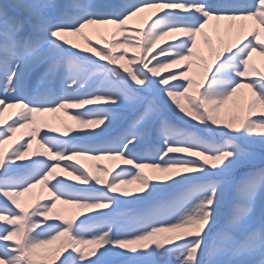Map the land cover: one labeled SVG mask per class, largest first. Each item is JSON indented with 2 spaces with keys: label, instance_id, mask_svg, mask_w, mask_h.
<instances>
[{
  "label": "snow or ice",
  "instance_id": "6c2138e0",
  "mask_svg": "<svg viewBox=\"0 0 264 264\" xmlns=\"http://www.w3.org/2000/svg\"><path fill=\"white\" fill-rule=\"evenodd\" d=\"M250 20L264 28V0L0 3V116L17 109L0 120V264H264V222H249L264 214V71L251 62L264 41ZM107 26L110 38L89 34ZM60 110L78 127L41 131L37 114Z\"/></svg>",
  "mask_w": 264,
  "mask_h": 264
},
{
  "label": "rangeland",
  "instance_id": "374dc122",
  "mask_svg": "<svg viewBox=\"0 0 264 264\" xmlns=\"http://www.w3.org/2000/svg\"><path fill=\"white\" fill-rule=\"evenodd\" d=\"M0 3H3V1L0 0ZM146 22H150V19L146 20L144 15H143V13H140V14H138L137 17L133 18V20L130 21V24L136 29H141V28H144L146 26ZM212 23L213 22H210V24L207 27L206 31H208L209 35L213 37V40L215 42V34H214L213 30H212ZM111 27L112 26L101 27L99 32H97V31H95L93 29H89L88 31H89V34L92 36V38L94 40L98 39L100 35H103V36H105L107 38H110ZM173 37L182 38L179 33H171L168 36L163 37L161 39V41L158 42V46H163V43H165V42H172ZM78 42L82 46H84L82 40H79ZM199 43H200V48H201V51L203 52V54L208 55L207 47L206 48L204 47L203 41L200 40ZM254 53L258 57H256L254 55ZM254 53L252 54L251 62L255 65L256 68L261 69V71H264V55H262L259 50H257ZM129 54H131V49L129 50ZM169 70H173L174 71L175 67L174 66H170L168 69H162L161 70V74L163 75ZM210 74H211V72H209V75ZM244 91H246V90H244ZM230 108H231V102H229V104L226 105V106H222L221 107L222 114H226L227 112H229ZM261 112H264V107L258 106L256 108V110H255V114L259 115ZM37 117H38V124H39V127H40L41 131H48L49 129H53V128H57V129H60L61 131H63V126L65 124H70L73 128H77L78 127L76 122L74 120H71L70 116L66 115L65 113H64V115L60 114L59 118L56 119L53 123L47 121V117L48 116H46V114L38 113ZM2 126L3 125L0 124V127H2ZM27 127L29 129H32L33 126L31 124H29ZM38 135H39V133H38ZM26 140H27V137L23 141H26ZM2 147L5 150V152H7L11 148L15 147V143H14L13 140H11V141L8 140V141L5 142V144ZM35 149H36V141H35V139H33L32 140V146H31V148L28 149V151L25 153V155L28 156V157H31L32 156V152ZM76 159H79L82 163H84L86 166H89V167H91V166H93L95 164H107L109 166V168H112L114 166L113 161H110L108 159H101V160H98V161L90 160V159L84 158V157H78ZM257 166H259V165H257ZM93 170H95V169H93ZM57 171H59V169ZM144 171L151 172L152 170L145 169ZM243 171L244 170L238 171L236 173V175L237 176L241 175ZM64 175L66 176L67 174H64ZM129 187H135V185H132V186H129ZM38 193H40L39 186H37V188L33 189L31 192L23 194V196L20 199L22 200V202L24 203V205L26 207H30L32 205L33 201H34L35 195L38 194ZM44 195H46V193H44ZM57 208H58V210H62L63 214L66 215V216L70 215L71 212L74 211V209H72L71 206H63V205L57 204ZM223 211L227 212L228 211L227 207H225L223 209ZM261 215H262V213L259 212V211L254 213L251 217H249V222L253 226H255L257 221H260L259 217ZM263 220H264V214H263ZM53 264H57V262H53Z\"/></svg>",
  "mask_w": 264,
  "mask_h": 264
},
{
  "label": "bare ground",
  "instance_id": "6f19581e",
  "mask_svg": "<svg viewBox=\"0 0 264 264\" xmlns=\"http://www.w3.org/2000/svg\"><path fill=\"white\" fill-rule=\"evenodd\" d=\"M153 12H157V10L156 9H146L142 13H143L145 19L146 20H149L150 18H154V16H152V13ZM254 27L259 29V39L262 40V41H264V28H260V26L257 25L254 21H251L250 20V21H247L246 22L245 31H251V29L254 28ZM204 47L206 48L207 46L204 45ZM254 55L256 57H258L255 53H254ZM16 111H17V109H14V108L6 109L4 111V113L2 114V116H0V120L5 121V122H9L10 121L9 120L10 117L12 119H15L16 117H15L14 114H15ZM43 114H46V116H48L47 117V121L48 122L53 123L56 119L59 118V115L60 114L61 115H64V111L63 110H60V111H57V112H45ZM28 125H25V127L18 129L15 134H11L12 137H13L12 140L15 143L22 142L27 137V134L31 131V129H29L27 127Z\"/></svg>",
  "mask_w": 264,
  "mask_h": 264
}]
</instances>
